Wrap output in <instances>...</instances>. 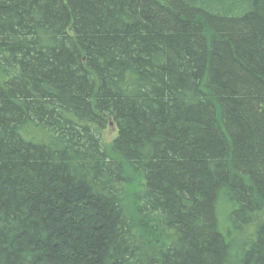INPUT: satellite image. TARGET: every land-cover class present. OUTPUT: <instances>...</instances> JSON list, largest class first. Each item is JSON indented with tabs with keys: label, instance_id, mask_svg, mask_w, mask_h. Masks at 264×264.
<instances>
[{
	"label": "trees",
	"instance_id": "1",
	"mask_svg": "<svg viewBox=\"0 0 264 264\" xmlns=\"http://www.w3.org/2000/svg\"><path fill=\"white\" fill-rule=\"evenodd\" d=\"M0 264H264V0H0Z\"/></svg>",
	"mask_w": 264,
	"mask_h": 264
},
{
	"label": "rangeland",
	"instance_id": "2",
	"mask_svg": "<svg viewBox=\"0 0 264 264\" xmlns=\"http://www.w3.org/2000/svg\"><path fill=\"white\" fill-rule=\"evenodd\" d=\"M116 127L115 125H113L111 122H109V124L105 127L104 130H102L101 132V139L102 142L105 146L108 145V143H110V141L116 136ZM226 213H225V209L220 207V214H219V223L221 225V228L224 227V225L226 224ZM225 222V223H224ZM232 246L239 244L242 239H243V235H234L232 237Z\"/></svg>",
	"mask_w": 264,
	"mask_h": 264
}]
</instances>
